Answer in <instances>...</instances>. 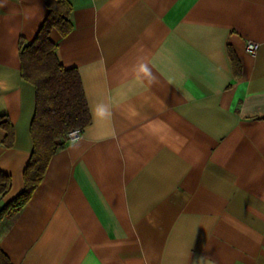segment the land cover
Here are the masks:
<instances>
[{
	"label": "crops",
	"instance_id": "1",
	"mask_svg": "<svg viewBox=\"0 0 264 264\" xmlns=\"http://www.w3.org/2000/svg\"><path fill=\"white\" fill-rule=\"evenodd\" d=\"M69 1L73 28L51 38L91 123L0 224L12 264H264V0ZM47 11L0 0V115L14 130L5 147L0 128L12 179L0 208L23 190L33 148L19 40ZM105 106L110 117L94 115Z\"/></svg>",
	"mask_w": 264,
	"mask_h": 264
},
{
	"label": "trees",
	"instance_id": "2",
	"mask_svg": "<svg viewBox=\"0 0 264 264\" xmlns=\"http://www.w3.org/2000/svg\"><path fill=\"white\" fill-rule=\"evenodd\" d=\"M48 8L45 19L31 42L19 40L20 71L22 78L35 89L36 104L30 133L33 148L23 170V190L0 208V224L13 217L31 199L42 182L52 156L63 149L70 133L83 130L91 123V116L78 70L64 67L57 56V43L51 33L65 37L73 28V10L69 0H44ZM234 75L240 73V62L230 52ZM4 131L2 144L11 147L14 130L7 116L0 115ZM10 175L0 171V196L11 188ZM0 264H12L0 247Z\"/></svg>",
	"mask_w": 264,
	"mask_h": 264
},
{
	"label": "clouds",
	"instance_id": "3",
	"mask_svg": "<svg viewBox=\"0 0 264 264\" xmlns=\"http://www.w3.org/2000/svg\"><path fill=\"white\" fill-rule=\"evenodd\" d=\"M139 72L146 75V76H151V72L150 69L148 68V66L146 64H141L139 66ZM93 113L95 116L98 117H104V116H111V111L108 107H97L93 110Z\"/></svg>",
	"mask_w": 264,
	"mask_h": 264
},
{
	"label": "built area",
	"instance_id": "4",
	"mask_svg": "<svg viewBox=\"0 0 264 264\" xmlns=\"http://www.w3.org/2000/svg\"><path fill=\"white\" fill-rule=\"evenodd\" d=\"M258 43L252 40H247L245 43V47L247 49L248 52H250L251 54H255L257 49H258ZM81 133H79L78 131H73L70 133V138L73 140L77 137L80 136Z\"/></svg>",
	"mask_w": 264,
	"mask_h": 264
}]
</instances>
